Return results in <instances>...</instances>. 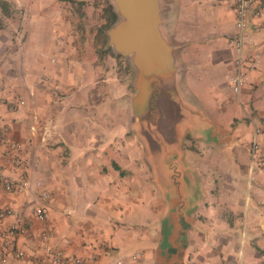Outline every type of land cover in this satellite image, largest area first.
Masks as SVG:
<instances>
[{
  "label": "crops",
  "instance_id": "0c3cea01",
  "mask_svg": "<svg viewBox=\"0 0 264 264\" xmlns=\"http://www.w3.org/2000/svg\"><path fill=\"white\" fill-rule=\"evenodd\" d=\"M28 2L29 17L50 8L60 35L32 51L23 25H0V176L29 181L20 191L0 189V211H12L0 218L1 264H33L48 247L63 251L61 264L75 257H92L90 264H264V107L253 106L264 99V4L255 2L247 16L250 77L236 94L235 0H162V30L177 67L169 103L185 122L175 155L157 148L151 163L129 118H114L97 63L88 57L83 66L67 43L59 3ZM11 141L19 143L18 165ZM195 142L225 153L223 174L187 160Z\"/></svg>",
  "mask_w": 264,
  "mask_h": 264
},
{
  "label": "water",
  "instance_id": "95a60500",
  "mask_svg": "<svg viewBox=\"0 0 264 264\" xmlns=\"http://www.w3.org/2000/svg\"><path fill=\"white\" fill-rule=\"evenodd\" d=\"M105 6L115 20L103 29L102 51L125 56L135 70L134 91L127 97L130 131L144 141L151 163L157 148L165 156L175 155L185 115L170 108L169 99L177 93V67L174 47L162 30V0H105Z\"/></svg>",
  "mask_w": 264,
  "mask_h": 264
},
{
  "label": "rangeland",
  "instance_id": "374dc122",
  "mask_svg": "<svg viewBox=\"0 0 264 264\" xmlns=\"http://www.w3.org/2000/svg\"><path fill=\"white\" fill-rule=\"evenodd\" d=\"M0 1L7 3V12H5L4 8L0 6V25L12 26L15 24L18 27H22L23 25V35L26 34L29 39L28 44L31 50L36 49L38 45L41 47L42 43L46 45L53 35L54 38H58L60 35V32L56 31V19L49 10L50 8L45 10L48 11L47 13L45 12V14L39 11L38 13H33L29 17V15H26L28 12L26 2L30 0ZM54 1L56 2V5L57 2L59 3L58 10L59 14H61L59 21L65 24L64 36L67 43L74 47V50L78 55L82 56L81 59L83 66L90 65V62H84L86 58L90 57L92 64L97 63L98 65L99 69L96 72V75L102 77L100 79H106L103 86H105V90L108 94L107 102L113 105L114 118H129V115L126 116V109H128L129 105L127 97L132 95L134 91L133 80L135 77V70L131 64L127 62L125 56H111L112 54H110V52L100 56L96 52L94 34L96 28L102 22V18L99 15L100 8L93 5L94 0H85L87 2L84 7L86 15L83 17V22H80L81 20L77 17L76 13L73 14L71 10L68 9L70 8L68 2L65 0ZM104 5L105 1H103V6ZM52 6H54V4H52ZM1 34L2 32L0 30V39ZM195 87L193 89L194 92L205 103L207 95L201 92L199 88ZM253 106L260 111L261 108L264 107V99H254ZM240 112L242 113L241 110ZM130 128L132 127L129 122L128 130H130ZM187 142L189 143V141H186V143ZM224 154V152L218 151L217 148H214L211 145L202 142H195L193 149H190L187 154V160L196 166L197 164H200L205 172L209 171L210 174H215L217 176L218 171L220 175L224 173L222 169H219L218 165L220 160L224 158ZM251 158L252 153H250L249 159Z\"/></svg>",
  "mask_w": 264,
  "mask_h": 264
},
{
  "label": "built area",
  "instance_id": "2783aa9c",
  "mask_svg": "<svg viewBox=\"0 0 264 264\" xmlns=\"http://www.w3.org/2000/svg\"><path fill=\"white\" fill-rule=\"evenodd\" d=\"M255 2L264 4V0H235V13H236V25H237V34L236 36L231 40V44L234 46L236 51V57H235V72L231 79L232 89L236 94H239L242 90V87L245 85V83L249 80L250 77V64L246 59L245 55V48L247 44L251 42V39H249L245 34V28L247 25V16L250 10L252 9V6ZM258 60H255V63H257ZM6 131L3 124L0 122V133L4 134ZM257 136H258V130L255 129L253 140L251 144V153L252 158L251 161L255 158V153L258 148V142H257ZM9 149L11 151L10 153V159L13 162V164L18 165L20 164V157H19V143L11 141L9 143ZM29 184L28 180H21L19 183H15L10 178H3L0 176V189L5 191H11L13 189L15 190H22L23 188L27 187ZM44 197H46V193L43 194ZM11 210H2L0 211V218L10 215ZM36 216L42 220L45 221L47 218V214L43 210L42 207H39L36 210ZM16 227L14 225H11L5 238H4V244L8 247L12 246V240L14 237ZM15 259L17 261L21 260L23 257L22 251H15ZM63 259V251L61 249L48 247L47 248V255L44 257V259L36 260L33 262V264H61ZM92 257L82 258V257H75L72 259L73 264H90L92 261ZM6 260L4 258H0V264L4 263Z\"/></svg>",
  "mask_w": 264,
  "mask_h": 264
},
{
  "label": "trees",
  "instance_id": "16d2710c",
  "mask_svg": "<svg viewBox=\"0 0 264 264\" xmlns=\"http://www.w3.org/2000/svg\"><path fill=\"white\" fill-rule=\"evenodd\" d=\"M69 3L71 12L74 14L76 13L77 17L83 22V17L86 15L84 7L86 6L87 2L85 0H65ZM103 1L105 0H94L93 5L99 9V15L102 18L101 24L96 28L94 34V45L96 46V52L98 55H104L108 52L101 51V47L104 45L106 41V36L104 35L103 29L107 28L114 20L115 15L110 13V8H107L105 5L103 6ZM7 3L0 1V6L4 8L5 12H7ZM83 27V25H82Z\"/></svg>",
  "mask_w": 264,
  "mask_h": 264
}]
</instances>
